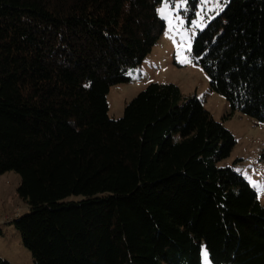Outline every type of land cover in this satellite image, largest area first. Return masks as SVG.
Wrapping results in <instances>:
<instances>
[{
    "label": "trees",
    "instance_id": "trees-1",
    "mask_svg": "<svg viewBox=\"0 0 264 264\" xmlns=\"http://www.w3.org/2000/svg\"><path fill=\"white\" fill-rule=\"evenodd\" d=\"M162 2L0 0V176L21 175L30 212L12 223L35 264H203L204 247L264 264V205L221 164L238 140L201 98L152 82L109 116L111 87L166 29ZM193 56L232 113L264 124V0H228Z\"/></svg>",
    "mask_w": 264,
    "mask_h": 264
},
{
    "label": "rangeland",
    "instance_id": "rangeland-1",
    "mask_svg": "<svg viewBox=\"0 0 264 264\" xmlns=\"http://www.w3.org/2000/svg\"><path fill=\"white\" fill-rule=\"evenodd\" d=\"M228 0H222V10ZM164 7L162 2L158 9ZM203 11V22L198 19ZM217 0H198L195 15L190 20V2L185 12L180 15L186 21L182 27L170 30L166 21V29L153 47L144 63L129 70L131 81L118 83L111 87L108 94L109 116L120 118L124 115L126 105L152 82L176 83L181 87L183 100L196 95L204 102L214 118L222 122L236 136L238 143L231 155L221 162L222 165H232L235 169L255 181H264V124L241 111L232 113L227 98L211 89L210 78L193 56V42L200 29H204L209 21L218 15ZM161 16V15H160ZM162 17V16H161ZM200 24L196 27L191 23ZM178 22L173 20V25ZM191 40L190 51L187 48V35ZM184 45L183 55L191 59V63L180 62L178 45ZM239 159L238 161H236ZM21 175L16 171H7L0 176V218L15 217L20 212L25 215L30 212L29 204L20 197L18 187ZM257 190V189H256ZM258 191V190H257ZM264 205V192H258ZM0 257L12 264H35L31 251L22 243L18 230L13 223H0Z\"/></svg>",
    "mask_w": 264,
    "mask_h": 264
},
{
    "label": "snow or ice",
    "instance_id": "snow-or-ice-1",
    "mask_svg": "<svg viewBox=\"0 0 264 264\" xmlns=\"http://www.w3.org/2000/svg\"><path fill=\"white\" fill-rule=\"evenodd\" d=\"M190 0H163L164 7L158 9V14L162 16L163 19H165L168 22L170 30H173L176 27H182L183 23L188 22L185 20L183 16L180 15L181 9H183L185 12L187 11V6L189 4ZM222 3V0H217V8L218 11L220 9V4ZM203 11L201 10V16L198 18L200 20V23L203 22ZM173 20H176L178 22L177 25H173ZM191 23L195 24L196 27H199L200 24L196 23L195 21H192ZM194 37L190 34L187 35V48L190 51L191 49V40ZM178 48L181 49L180 51V62L181 63H191V59H189L188 56L183 55V48L184 45H178ZM195 59H198L196 57ZM87 86V85H86ZM249 181L251 185L258 190V192H264V181H255L252 180L249 177ZM202 257H203V264H213V259L210 256L209 250L204 247L202 250Z\"/></svg>",
    "mask_w": 264,
    "mask_h": 264
},
{
    "label": "built area",
    "instance_id": "built-area-1",
    "mask_svg": "<svg viewBox=\"0 0 264 264\" xmlns=\"http://www.w3.org/2000/svg\"><path fill=\"white\" fill-rule=\"evenodd\" d=\"M21 216V213L18 212L15 217H19ZM14 218L13 217H5V218H0V223H7V222H10L12 221Z\"/></svg>",
    "mask_w": 264,
    "mask_h": 264
},
{
    "label": "crops",
    "instance_id": "crops-1",
    "mask_svg": "<svg viewBox=\"0 0 264 264\" xmlns=\"http://www.w3.org/2000/svg\"><path fill=\"white\" fill-rule=\"evenodd\" d=\"M7 223H12V221H10V222H7Z\"/></svg>",
    "mask_w": 264,
    "mask_h": 264
}]
</instances>
